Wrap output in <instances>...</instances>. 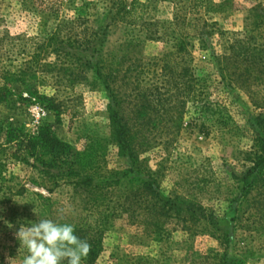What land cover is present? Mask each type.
Wrapping results in <instances>:
<instances>
[{"label": "rangeland", "instance_id": "obj_1", "mask_svg": "<svg viewBox=\"0 0 264 264\" xmlns=\"http://www.w3.org/2000/svg\"><path fill=\"white\" fill-rule=\"evenodd\" d=\"M123 1L128 7L132 0ZM133 1L139 2L138 14L145 6L141 20L101 29L109 0H0V143L8 128L35 134L47 124L76 150L98 143L103 175L122 173L127 163L109 120V106L118 103L126 121L135 124L142 164L141 172L114 187L112 199L123 200L136 189L130 178L153 173L166 195L198 203L215 224L182 223L171 214L156 229L151 213L137 221L110 217L90 246L93 264H264V164L254 182L247 174L260 152L252 123L264 116V63L232 59L230 71L249 72L223 78L217 60L228 55L235 33L253 30L264 38V30L259 35L255 29L264 20V0H200L196 10L193 0ZM193 13L213 25L209 34L195 35L181 24ZM77 16L87 19V29L74 26ZM186 31L189 36H183ZM182 39L188 55L177 52ZM88 59L103 65L116 101L103 77L84 65ZM182 59L195 77L206 78L209 101L221 114L202 117L192 102L181 106V96L156 101L166 86L164 65L179 72ZM52 104L59 106L58 122ZM138 113L145 117L136 122ZM202 122L207 134L199 130ZM1 177L0 193L12 198L0 204V264H88L77 249L94 233L97 211L74 195L72 185L43 181L20 158H8ZM79 215L88 216L90 230L73 241L58 228L78 223Z\"/></svg>", "mask_w": 264, "mask_h": 264}, {"label": "trees", "instance_id": "obj_2", "mask_svg": "<svg viewBox=\"0 0 264 264\" xmlns=\"http://www.w3.org/2000/svg\"><path fill=\"white\" fill-rule=\"evenodd\" d=\"M109 1L111 2V6L104 5L102 9L105 22L101 29L109 28L110 24L118 20H125L128 23L141 20L145 6L141 5L140 14H138L137 7L139 6V2L132 0L127 7L123 0ZM193 1L191 10H196L200 0ZM54 7L51 6V8ZM86 20V18L77 16L73 24L74 26L82 25V28L85 30L87 29ZM180 22L185 27L193 28V34L198 36L209 34L213 27V25L208 24L195 13L184 16ZM255 29L260 35L261 31L264 30V20L259 21ZM189 33L186 31L183 36H189ZM102 34H105L104 31ZM227 50L228 55L221 57L223 61L220 58L217 59L220 65V75L223 78H229V75L243 77L246 72H249L248 68L245 69L244 67H235L234 71H230L231 68L229 69L228 67V61L232 59L251 65L264 63V38L260 39L253 30L235 33L234 38L228 44ZM94 51H96L97 55L101 53L99 48H94ZM177 52L188 55L187 49L183 46V39L178 44ZM74 59L79 60L75 56L69 57V60L73 61ZM182 60H184V65L180 68L179 72H175L169 63L164 65L162 74L165 76L166 86L162 89V93L158 90V95H156L158 98L156 101L158 103H165L168 99L170 101L175 96H181L184 99L181 102V106L187 101L192 102L193 105L197 106L196 109L200 111L202 117L206 113L213 114L216 111L220 113L219 106H214L209 101L206 78L203 76L195 77L189 61L187 59ZM84 65L93 69L99 77H103L106 91L115 100L109 75L108 73L106 75L102 74L104 67L100 64V61H91L88 59ZM64 68L62 67L63 70H66ZM56 82L59 83V81ZM141 97L148 99L147 94H143ZM118 106V103L113 105V107L109 106V120L111 137L117 144L127 163V168L122 173L116 172L114 174L110 172L108 175H103L99 171L98 143L92 141L82 150H76L71 144L58 138L52 128L47 124L40 126L35 134L26 133L18 128H8L5 133V138L0 143V182L2 181L1 175L3 174L6 160L8 158H20L27 165L38 170L43 181L48 180L55 186H58L60 182L72 185L74 195L81 202L87 204L90 209L97 211V215H95L96 229L93 231L94 233L86 237L87 239L90 238L88 239L89 242L87 245H82L77 249L81 253L79 255L81 256V260L88 264H93L96 256L94 249H91L90 246L100 237L110 217L120 218L126 215L129 219L137 221L144 218L146 214L151 213L152 217L150 222H153L156 229L171 214H174L182 223L197 224L203 220L207 225L215 224L213 222V215L211 213L207 214L206 210L198 203L184 200L178 195H166L160 189L159 181L153 173H147V177L142 179L130 178L129 183L132 184V182H135L136 189L128 191L123 196V200L116 201L112 199L115 193L114 187L119 185L122 178H127L131 174L135 175L141 172L142 164V161L139 160L138 151L134 142L133 126L135 124L130 125L126 121L125 117L117 109ZM52 110L54 111L55 121L58 122L59 106L52 104ZM144 117V113H138L136 122L137 120H143ZM221 118L224 120V117ZM252 125L259 130L256 133L255 141L260 151L257 153L256 163H254L253 167L247 173L249 176L253 175L254 182L257 176L260 175L261 164H264V116H257L253 120ZM199 130L207 134L204 131L205 123L202 122L200 124ZM2 186L0 183V189ZM11 198L12 196L0 193V204L9 202ZM135 203L144 205L142 211H138L135 208ZM101 206H104L103 209H100ZM87 217V215H79L77 217L78 223H70L67 226L61 225L58 229L71 233L72 240L79 241L82 238L81 235L86 230H90L89 227H86L85 223Z\"/></svg>", "mask_w": 264, "mask_h": 264}]
</instances>
